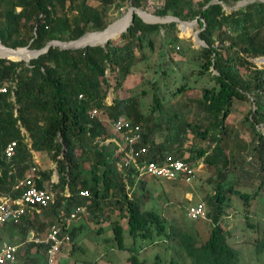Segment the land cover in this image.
I'll return each mask as SVG.
<instances>
[{"label":"trees","instance_id":"16d2710c","mask_svg":"<svg viewBox=\"0 0 264 264\" xmlns=\"http://www.w3.org/2000/svg\"><path fill=\"white\" fill-rule=\"evenodd\" d=\"M89 1L98 2V6L91 12L82 11V24L68 27L73 41L83 37L88 27L90 31L104 30L109 7L127 3L141 8L149 0H0V44L18 49L28 45L26 40H31L30 48L40 50L51 40H61L53 35L54 25L61 24L56 8L79 3L85 9ZM209 2L206 0L200 9H188L182 14L181 0H164L157 14L160 17L171 14L183 21H200L202 30L198 38L205 44L200 57L204 67L214 72L211 79L217 88L204 89L201 99L193 102L203 113L195 124H177L176 110L171 121L159 118L164 110L156 97L151 114L147 116L142 115L133 97L116 96L107 102L103 90L109 85L107 70L118 71L123 78L130 72L132 60L129 51L123 54L122 49L111 42L104 47L87 46L78 50L50 47L28 64L17 59H0V87L7 88L6 93H0V201L20 197L22 190L15 187L30 171L34 153L44 152L54 165L52 169L38 168L35 177L37 188L46 185L53 195V202L43 210L27 209L17 223L1 225L0 245L5 238L12 241L18 237L19 242H24L30 232L41 236L59 210L70 212L84 206L86 216L97 223L108 221L117 212L126 220L133 238L153 232L164 235L173 250L168 264H178L182 257L188 258L190 264H238L239 253L228 244L222 222L227 219L230 194L242 199L245 206L258 194L264 197V134L258 129L260 125L264 126V68H258L250 61L264 58V3H249L228 13L220 4ZM17 8H21L18 13L15 12ZM27 22H31L29 39H15L21 24ZM130 22L131 19L128 24ZM175 26V22L146 24L134 15L128 30L120 36L123 45L134 42L140 46L138 34L167 32ZM116 82V86H120L121 79L118 77ZM249 99L254 108L246 118L248 137L238 138L236 133L232 136L233 130L226 125L232 103ZM93 110L98 114L91 118ZM155 113L159 114L155 117ZM119 118L140 128L141 140L137 147L145 146L147 152L138 162L161 163L171 157L194 166V162L199 161L196 159H202L204 167L210 169L212 178L207 182L214 183V193L206 199V218L208 216L212 226L204 239L192 230L172 224L166 226L157 211L144 209L151 198L147 181L137 180L135 166L111 141L116 135L109 122ZM190 129L203 140H210L211 151L201 149L184 157L183 139L180 141V138H184ZM161 131L166 135L161 143H157L154 135ZM11 142L16 143L15 152L7 159L4 149ZM243 153L248 159L242 158ZM87 156L92 158L88 166L85 165ZM244 181L255 187L252 193L242 191ZM82 191H87L89 197H81ZM80 230L79 227L71 228V247L67 253L75 248V237ZM112 230L114 238L121 244L119 229L112 226ZM263 246L264 238L258 243L256 252L260 253ZM31 247L34 246L21 247L18 257ZM41 248L45 252V248ZM135 254L132 248L127 259L130 264L146 263L139 262ZM151 264H159V260Z\"/></svg>","mask_w":264,"mask_h":264},{"label":"rangeland","instance_id":"374dc122","mask_svg":"<svg viewBox=\"0 0 264 264\" xmlns=\"http://www.w3.org/2000/svg\"><path fill=\"white\" fill-rule=\"evenodd\" d=\"M163 1L149 0L138 9L157 16ZM205 1L181 0V13L185 14L188 9L196 11L204 5ZM209 1L208 4H220L228 13L232 10L241 9L249 3H264L263 0H253L247 4H243L244 0L239 2L234 0ZM97 6L98 2L89 1L85 9H82L79 3L73 6H68L67 3L63 9L57 7L56 15L61 24L58 26L54 25L53 28L55 31L53 35L61 40L51 41H58L60 43L69 42L67 40L73 41L70 38L68 27H72L75 24H82V11L87 9V12H91ZM130 7V5L124 3L121 6H117L116 4L106 10V28L108 26L112 28L104 34L116 31L119 27L125 25L123 22L126 19H131L132 11L130 12ZM20 11L21 8L15 10L16 13ZM167 16L172 17L173 15L168 14ZM142 17L146 22L154 20H147L145 16ZM157 17L165 18L166 16ZM180 21L186 23L195 21V24L192 28L184 26L183 29L180 23L175 22L176 26L168 28L167 32L158 30L157 32L138 34L139 36L137 37L139 38L140 46L134 45V42L127 44V46L123 45L122 35L118 39L109 40L114 46L121 48L123 54L129 51L132 60L129 65L130 72L123 76V78H121L118 71L111 72L107 70L106 77L109 79V85L103 87V90L106 91L107 102L116 96L119 98L133 97L137 101L142 115L147 116L151 114L153 101L156 97L159 103H162L164 110V113L159 118L163 117L165 121L172 120L171 116L174 115L175 110L178 111L177 117L179 115L178 119L175 120L177 124L179 122L195 124L198 119L202 118L203 113L197 104L193 102L201 99L204 89L217 88V84L211 79L214 72L204 67V62L202 57H200L201 49L205 46L204 43H198L200 41L198 35L202 30L199 25L200 21L196 19ZM30 24L31 22L21 24L20 32L15 39H29ZM95 32L90 31L89 27L85 29V34ZM104 34L98 37L105 38L107 35ZM95 37V35H89L81 43L88 42L89 44L95 45ZM26 41L29 42L27 46L18 48L35 50L29 46L32 41ZM217 44L216 42L214 46L216 47ZM124 47H127V49ZM1 48H3L2 50L0 49L1 57L8 58L10 56L9 59L21 60L18 62H23L22 60H26L25 57L30 56V53L27 55L21 52L8 51L4 47ZM11 56L13 57L11 58ZM1 57L0 59H4ZM250 61L258 68H264V61L260 62L251 59ZM29 62H26V64ZM118 77L121 79L120 86H116V83L118 84L116 82ZM183 88L185 89L179 92V89ZM253 108L252 99L248 101H233L230 115L226 119L227 127L229 129L231 128V131H234L231 132L232 136L236 133L238 138L248 137L246 130L248 121L246 118L249 117V113ZM158 114L155 113L154 116L156 117ZM258 129L264 134V126L260 125ZM165 135L166 132L161 131L160 134L154 135V139L157 143H161ZM181 139H183L182 149L184 151V157H188L190 153L195 154L201 149L207 150L208 152L212 149L209 139L203 140L195 135L191 129L186 131L184 138L182 136L180 141ZM44 154V152L37 153L38 160L34 159L31 167H37L42 170L51 166L49 159ZM242 155V158L248 159L245 153ZM195 161L198 162H194L196 165V169L194 168V181L190 185L164 179H146V188L151 198L145 204L144 209L157 211L166 226L172 224L178 228L192 230L197 233L200 239H204L210 232L212 226L208 216L205 219L189 220L186 217L185 209L189 205L203 203L205 211L208 212L206 199L214 193V183L209 184L207 182L209 178H212V173L210 169L204 167L202 159H196ZM90 163H92V158L87 156V163L85 165L88 166ZM244 186L245 188H242L244 189L242 191H247L248 193H252L255 189V187H251L248 181H244ZM230 195L231 200L227 209L225 208L227 219L222 222L228 244L239 253L238 264H264V246L260 253L258 251L256 252L258 243L264 238V197L258 194L250 201L248 206H245L242 199L240 200L236 195ZM90 218L87 215L82 221L75 224V228L79 227L81 229L75 237V248L71 253L66 254L63 252L59 256V264H130L127 259L130 256V250L132 248L136 251L135 255L137 260L139 262L145 261V264H151L155 260H159V264H168L171 258L170 256L173 255V250L170 245L171 242L166 240L164 235H158L153 232L148 236L137 235L133 238L129 234L126 220L121 218L117 212H114L109 220L103 223L94 222ZM112 226L119 229L121 244L114 238ZM10 242H19L18 237L13 238L12 241L5 238L2 243ZM18 264H44V251L41 247H34L28 250L26 254L20 253ZM178 264H190V260L182 257L178 260Z\"/></svg>","mask_w":264,"mask_h":264},{"label":"built area","instance_id":"2783aa9c","mask_svg":"<svg viewBox=\"0 0 264 264\" xmlns=\"http://www.w3.org/2000/svg\"><path fill=\"white\" fill-rule=\"evenodd\" d=\"M6 87H0V93H6ZM81 98V96L79 97ZM93 110L91 118L97 115ZM110 129L115 133L111 140L117 147V151H124V155L135 166L138 179H164L167 181H178L191 184L194 181L195 167L184 160H176L166 157L161 163L143 160L138 162L140 156L147 152V148L137 147L141 140L140 128L133 125L124 118L109 122ZM108 142V141H106ZM16 143H8L4 149V155L11 159L15 152ZM195 168V169H194ZM37 167H31L30 171L16 185L15 189L22 190L19 198L11 201L1 199L0 201V226L6 223H17L27 209L43 210L53 202V195L45 186L38 189L36 186ZM81 197H89L87 191L80 192ZM186 217L189 220L206 218L203 203H196L186 207ZM86 217V207L78 206L70 212L59 210L50 227L41 236L34 233L27 237L26 241L18 243H2L0 245V264H18V252L26 244L43 246L45 248L44 264H59V256L62 250L71 241V228Z\"/></svg>","mask_w":264,"mask_h":264},{"label":"bare ground","instance_id":"6f19581e","mask_svg":"<svg viewBox=\"0 0 264 264\" xmlns=\"http://www.w3.org/2000/svg\"><path fill=\"white\" fill-rule=\"evenodd\" d=\"M133 12H135L134 10H132ZM140 15L142 16H145V18L147 20H150V19H154V20H150V21H147V22H164L166 21L165 19H160V18H157V17H152L151 14H147V13H143V12H138ZM132 16V14H131ZM133 17V16H132ZM132 19V18H131ZM123 23H125V25L119 27L116 31H113L111 33H108V34H104V33H107L109 32L108 30L112 27H109L107 28L105 31H101V32H97V33H89V34H86L84 35L80 40H78L77 42L75 43H70V44H63V43H57L59 46L61 47H82L84 45H93V46H98V45H103L105 43V41H107L108 39L109 40H112L113 38H116V37H119L122 33V31L126 28L127 25H129V19H126ZM184 29V26H188L190 28H192L191 25L189 24H185V23H180ZM101 34H104V35H107L105 38L104 37H98L99 35ZM89 35H95L96 37L94 38V42H95V45L94 44H89L88 42L86 43H81L87 36ZM102 36V35H101ZM117 39V38H116ZM81 43V44H80ZM100 43V44H99ZM1 47H4L5 49H7L8 51H12V52H21V53H25V54H29L30 53V56L28 57H25L26 62L30 61L35 55H36V52H33V51H30L28 48H18V49H11L9 47H5V46H2L0 45V49L2 50L3 48ZM7 56V55H6ZM1 57V56H0ZM13 57V56H11ZM1 58H5V57H1ZM10 56H8L7 59H9Z\"/></svg>","mask_w":264,"mask_h":264},{"label":"water","instance_id":"95a60500","mask_svg":"<svg viewBox=\"0 0 264 264\" xmlns=\"http://www.w3.org/2000/svg\"><path fill=\"white\" fill-rule=\"evenodd\" d=\"M252 1H253V0L243 1V4H247V3L252 2ZM263 1H264V0H263ZM129 10H134V11H135V12H134V15H136L137 17H139V18H140L144 23H146V24H164V23H170V22H177V23H185V24H186V22H182V21L178 20L177 18H175V17H171V16H166V17L164 18L166 21H164V22H145V21L141 18L140 14L138 13V12L146 13L145 11H141L140 9H138V8H134V7H130ZM147 14H148V13H147ZM134 15H133V17H134ZM133 17H132V19H131V22L133 21ZM152 17H157V16L152 15ZM157 18H159V17H157ZM131 22H130V24H131ZM130 24L126 26V28L122 31L121 35H122L124 32H126V31L128 30ZM187 24H189V25L192 26V25L195 24V21L192 22V23H187ZM95 33H97V32H95ZM81 38H82V36H81L80 38H78L77 40L69 41V42H61V43H63V44L75 43V42H77L78 40H80ZM108 42H109V39H108L107 41H105V43H104L103 45H98V46L104 47ZM57 43H60V42H58V41H50V42H48V43H47L42 49H40V50H30V51L36 52V55H35L32 59H36L38 56H40V55H42V54H45V53L48 51V49H49L50 47H56V48H59L60 50H78V49H83V48H85V47H87V46H91V47H93V45H84V46H82V47H61V46H59ZM198 43L202 44L203 42L198 41ZM32 59H31V60H32ZM256 61L263 62V61H264V58L257 59ZM13 62H14V61H13ZM23 62H25V61H23ZM28 62H29V61H28ZM25 63H26V62H25Z\"/></svg>","mask_w":264,"mask_h":264},{"label":"crops","instance_id":"0c3cea01","mask_svg":"<svg viewBox=\"0 0 264 264\" xmlns=\"http://www.w3.org/2000/svg\"><path fill=\"white\" fill-rule=\"evenodd\" d=\"M34 159H36V160H38V158H37V155H36V153H34V155H33V160ZM47 162H49V161H47ZM50 165L51 166H49L47 169H52V168H54V165L50 162ZM42 170H45V169H42ZM53 179L54 180H56V176H55V174H53ZM46 186V185H45ZM47 187V186H46ZM32 234V232H30V234L29 235H31ZM69 253V252H68Z\"/></svg>","mask_w":264,"mask_h":264},{"label":"clouds","instance_id":"9594fccd","mask_svg":"<svg viewBox=\"0 0 264 264\" xmlns=\"http://www.w3.org/2000/svg\"><path fill=\"white\" fill-rule=\"evenodd\" d=\"M81 221H82V220H81ZM78 223H79V222H78ZM74 226H75V225H74ZM74 226H73V227H74ZM70 237H71V236H70ZM70 243H71V241H70ZM70 243H69V245L66 246V248H65V251H64V252H65L66 254H68L67 251H68L69 248L71 247ZM34 247H40V246H34ZM34 247H33V248H34ZM41 247H43V246H41ZM63 250H64V249H63ZM44 253H45V252H44ZM65 253H64V254H65ZM61 254H63V252H62ZM61 254H60V255H61ZM44 258H45V257H44Z\"/></svg>","mask_w":264,"mask_h":264}]
</instances>
